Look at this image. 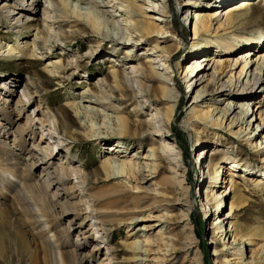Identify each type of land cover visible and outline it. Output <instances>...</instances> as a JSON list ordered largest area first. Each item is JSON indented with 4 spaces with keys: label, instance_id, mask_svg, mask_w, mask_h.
<instances>
[{
    "label": "bare ground",
    "instance_id": "6f19581e",
    "mask_svg": "<svg viewBox=\"0 0 264 264\" xmlns=\"http://www.w3.org/2000/svg\"><path fill=\"white\" fill-rule=\"evenodd\" d=\"M149 1L148 7L151 9L149 11L155 14L152 17H148V8L141 6L139 0H31V2L30 0H0V26L8 30L14 28L19 31L29 28V32L35 30L31 38L21 43H18L19 41L15 42L16 45L8 44L6 47H1L0 51L6 53V56L16 53L17 58L27 59V62L31 63L41 59V57H37V50L43 47H54L59 40L62 41L61 38L64 35L67 37L68 34H83L87 36L91 31V33L99 34L103 41L111 42L116 46L122 45L124 48H127V45L135 46L144 43L148 39L156 38L155 47L157 49L161 48L163 56L170 58L173 55L175 46L172 44L160 47V35H158L169 32L159 22L164 20L158 17V15L172 16L162 6L163 1L167 0ZM242 2L239 6H228L226 8L224 13L226 15L225 22L220 23L215 30V42L212 41L213 38L208 33L211 31L213 19L220 15L218 10H213L215 12L213 14L197 11L193 30L195 41L191 44L190 54L210 49L214 47L212 46L213 44L217 48L222 46L227 52H234L237 48L252 45L254 42H258L262 46L264 33L260 31L257 33L243 32V29L252 22L256 12L255 8L246 0ZM196 4L192 0L183 2L185 15L182 20L185 23L190 19V7H195ZM221 4V1L220 3L215 1L213 5L209 2L204 7L205 9H212ZM122 15H126L127 19H131L130 23L134 32L137 33L138 40L123 36L122 26L126 24L118 20V16ZM173 16H176V13H173ZM56 23H58V30L54 26ZM67 23H71V28L68 33H65L61 26ZM219 29L221 30L219 31ZM238 31L241 32L237 34ZM245 34L250 36H245ZM168 36L163 37L167 39ZM200 36L203 37L199 38ZM40 41L43 43L42 47H40ZM131 53V51L127 52V54ZM250 54L251 51L245 57L229 60V66L231 64L236 65L240 60L244 61L240 74L243 73L244 68L248 65ZM93 55V50H90L85 57L91 59ZM80 59L82 57L80 58L77 55L69 57L66 66H74V68L78 69L81 66ZM205 59L210 60V58ZM63 61V59H59L57 62L49 64V66H53L49 71V76L60 77L59 75L53 76L51 73H60V71L56 70V64L63 63ZM202 64L203 61H195L191 67L186 69L184 74V78H190L188 88L191 87L192 83L199 86L206 83L197 90L189 106L191 109L190 120L192 121V128H197L201 124L206 125L202 130H207L206 128L208 127H215L213 128L214 130H220L225 125V128L227 127L233 135L240 136L245 133L248 136L246 137L247 143L251 144L256 151L262 152L264 145V135H262L264 134V108L258 117L261 123L255 129H251V132L246 130L250 129L254 120L248 121L246 118L251 113L250 105L258 93L256 90L260 89V93L264 92V73L263 75L256 71L252 73V70L250 71L247 67L245 76L248 75V77L247 79L245 78L246 80L243 78L240 86H236V83H233V78L229 81L217 78L216 72H212L211 79H208L207 75H203V77H199L201 82H197L196 75L199 72L196 74L195 69L200 68ZM122 68L123 71L115 69L114 72L99 79L94 86L96 90L94 92L95 99L90 97V93L83 92L79 95L80 102L71 104V106L74 105L77 115L80 117L84 116V114H87L88 117L92 115V122L93 119L95 120L94 124L89 125L91 131L89 137L86 131L84 132L83 126H80L81 130H77L76 134L80 136L87 135L85 137L92 140L108 139L109 137H115V135L119 136V143L107 147L109 155L101 162L100 168L95 169L93 173L97 181L101 179H118V183L114 184L115 188L110 187L111 190L95 188L88 181L89 176H91L90 173L86 172L80 165L72 166V161L68 163L63 161L64 157H60L59 161H56V157L63 153V143L68 139H76L75 131H71L70 127L67 129V125H69L68 118L61 116L62 122L60 124L58 122V117L60 118V116L51 109L49 104L46 106V111H42L44 116L40 115L42 101L38 102L37 109H33V112L30 113L29 106H26L27 104L23 99L17 101L14 105L8 101L2 102L3 99L0 100V117L5 118L7 121V125L0 124V229L6 226L19 238L23 243L22 246L26 251L29 264H90L89 258L91 256L81 251L84 248L82 244L73 243L70 238L72 231L79 229L78 233H82L80 232L82 225H85L84 231L87 235L88 233L93 234L94 227L96 233H99L98 237L102 236L103 239L101 241L98 238L96 239L93 251L100 249L102 245L106 246L105 248L108 249L107 252L109 254H107L108 256L104 261L105 264H107L106 261H111L110 263L112 264H119L116 261L118 256L116 249L118 247L112 242L111 232L115 228L126 226L128 229L127 239L119 243L120 246L124 247L125 255L123 259L125 264H144L146 259L141 256L143 254H152L154 249L152 248L153 239L144 236V239L140 240L135 237L139 231L150 229V227H138L135 230L133 225L135 227V223L139 220L150 218H141V213L147 209H153L154 206L167 200L156 192V188L153 187L156 184L153 180L157 177L156 175L160 168H165V172L169 174L166 179H163V183H170L172 187H177L181 191L187 190L184 185L185 170L181 171L172 165L164 167L162 164L165 162L167 155L177 162L180 161L179 152L181 149H177L175 143L170 141L168 135L165 134L169 124L176 115L178 103L182 100L178 92H175L169 85L171 82H175L176 77L179 75L178 71L175 75H171L172 78H169L163 73V68H161L158 60L149 59L144 62L140 58L136 59L134 57L123 60ZM222 69H225V65H222ZM238 81H240V77ZM10 88L12 87L8 86L7 80H0V92L4 91L9 96H14L13 93L15 94L16 90H10ZM26 89L27 93L25 95L29 102L34 94L29 87H26ZM116 93L123 100L127 98L139 100H136L135 111L132 112L131 117L119 115L122 110L120 107L115 106ZM207 97H211V100L217 102L227 100L228 103L223 108L214 107L211 110L213 104H210L207 108L198 110L196 107L203 103ZM11 100H13L12 97ZM86 103H98L99 105H104L105 109L86 105ZM161 103H164L165 106H159ZM144 105L147 108L146 111L150 112V118L145 120L141 118L143 115L141 110ZM68 106H62L61 110L63 109L64 112H67ZM106 109H111L114 113L117 112L118 115H111L105 112ZM45 113L49 115L48 119H46ZM134 117H137V119H134ZM229 117H231V120L227 123L226 119ZM22 119L25 120L23 121ZM102 120L103 125L98 122ZM39 124L41 128L38 127ZM234 124L240 127L239 130H233ZM253 132L255 133V140L250 138V133ZM144 134H147L146 140L153 142L152 149L146 155H140V153L130 155L125 138H139ZM257 135L261 137V140H256ZM213 136L214 139L219 140L220 138L217 132L213 133ZM154 137H159V141L154 142L156 140ZM32 138L33 145L28 147L27 141ZM198 141L203 142L202 139H198ZM56 146L58 148L61 147L58 152H54ZM239 155L236 157H240ZM244 158L249 159V156H241L231 168L232 172L238 166L243 168L242 165H245L242 164ZM261 162L264 165V156H262ZM38 169H41L39 174L37 173ZM222 170L223 168L218 163L211 164L208 167L209 175L214 181H211V186L206 187L205 196L203 195V202L205 200L203 206L210 208L211 204L216 202L214 205L215 209L210 210L211 214L219 213V208L222 207L221 205L224 201L221 197L223 193L218 194L215 189H211V187H215ZM72 175L76 179L80 178L83 181L86 193H88L86 212L82 213L84 211L83 204L82 200L77 199L75 185L69 184ZM124 179H127L128 182H135V185H131L130 188L128 182L126 180L123 181ZM230 182L231 189L229 194L233 196L231 212L225 218L221 217L220 214L216 215L213 223L219 228L228 218L227 221H229L232 228L230 231L235 238L246 237L253 243L257 237L264 239V227L246 228L237 220V209H240L244 203L248 202V199L245 198L243 188L237 184L235 179ZM147 183L152 187L148 189L145 186ZM141 188L147 189L153 196L149 198L148 195H141L140 190H138ZM193 206L192 202L185 203L183 210L185 209L188 213L182 211V214L177 217V221L184 223L189 220V212ZM67 213L73 214V217L69 218L70 225L62 223L63 217L69 215ZM81 213H85V217L75 226L73 221ZM88 218L94 220L93 227H86ZM158 221L164 222L166 219L161 218ZM155 225L161 226L159 224ZM185 225H188V222ZM221 232V237L218 239H226L228 234L224 236V231ZM213 233L214 238L217 239L216 228ZM164 238L168 237L162 235V237L154 241L164 240ZM164 243L170 246L169 241ZM223 243L226 244L225 241ZM233 243L234 241L231 245ZM234 245L237 248V255L238 253L242 255L244 249L239 248V243H234ZM188 246H190V243L173 248L174 252L172 254H181ZM226 247L228 246L225 245L223 250ZM189 249L190 247H188ZM263 250L264 247H262L261 251ZM215 251H218V249ZM0 254L3 255L4 253ZM172 254L163 253L162 255L165 257ZM146 256L148 257V255ZM259 256L261 257H252L251 261L243 262V264H264V254ZM159 260L160 257L154 258V262ZM238 260V263L242 264L240 258ZM196 261L198 263L202 262L200 256Z\"/></svg>",
    "mask_w": 264,
    "mask_h": 264
},
{
    "label": "rangeland",
    "instance_id": "374dc122",
    "mask_svg": "<svg viewBox=\"0 0 264 264\" xmlns=\"http://www.w3.org/2000/svg\"><path fill=\"white\" fill-rule=\"evenodd\" d=\"M184 1L185 0L163 1V8L168 10L172 16L166 17L158 15L161 20H164L162 22L159 21L161 26L166 31H169L166 32V34H158L160 35V47L170 46L172 44L175 46L173 55L170 56V58L163 56L161 48L157 49L155 47L156 38L148 39L144 43L135 46L127 45V48H124L122 45L116 46L111 42L103 41L99 34L95 32L91 33L90 31L87 36L83 34H68V37L64 35L63 38H61L62 41L59 40L54 47H43L42 49L37 50V57H41V59L35 60L31 63L27 62V59H22L20 57L17 58L16 53L6 56V53L0 51V80H7L8 86L12 87L10 90H16V93H13L14 96H9L4 91L0 92V100L3 99L2 102L8 101L14 105L17 101L23 99L27 104L26 106H29L28 109H30V113L33 112V109H37L38 102L40 103V101H42L43 104L41 105L42 110L40 115L42 114V116H44L42 111H46V106L49 104L51 109H53L55 113L60 116V118L58 117V122L60 124L62 122L61 116L63 118H68L69 125H67V129L70 127L71 131H75L76 139H68L65 143H63V153L56 157V161H59L60 157H64V162L68 163L69 161H72V166L80 165L86 172L90 173L91 176H89L88 181L92 183L95 188L111 190V188L114 187V184L118 183V179H101L97 181L96 177L93 176V173L95 169L100 168L101 162L109 155L107 147H111L119 143V136L115 135V137H109L108 139L104 138L92 140L91 138H86L85 136L87 135L80 136L76 134L77 130H81L80 126H83L84 132L86 131V134H88L89 137L91 134L89 125L92 123L94 124L95 120L93 119L92 122V115L88 117L87 114H84V116L80 117L77 115L74 105L71 106V104L80 102L79 95L83 92L90 93V97L95 99L96 97L94 96V92L96 90L94 86L99 79L114 72L115 69L123 71V60H128L130 57H134L136 59L140 58L144 62L149 59L158 60L161 68H163V73H165L169 78H172L171 75H175L178 71L179 75L176 77L175 82H171L169 85L170 88L175 90V92H178L182 100L178 103L176 115L169 124L168 130L165 131V134L168 135L170 141L175 143L177 149H181L179 152L180 161L177 162L175 159H172L171 156L167 155L165 162L162 164L164 167L172 165L181 171L185 170L184 185L187 187V190L181 191L177 187H172L170 183H163V179H166V176L169 174L168 172H165V168H160V171L156 175L157 177L153 180L156 183L153 187L156 188V192H158L161 196H164L167 200L162 204L154 206L153 209H147L141 213V218H150L139 220L135 223V227L133 225L135 230H137L138 227H150V229L139 231L135 237L140 240H143L144 236L149 239H153L154 244L152 248L154 249L152 254H146L148 257L143 254L141 257L146 259L144 264H239V258L243 264V262H248L249 260L251 261L252 257L258 258L261 257L259 256L260 254H264V250L261 251L262 247H264V239L257 237L253 243L246 237L235 238L230 231L232 228L230 227L229 221H227L228 218L221 226H219V228L215 226L216 224L213 223V221L216 215L220 214L221 217L225 218L231 212L233 196L229 194L231 189L230 181L235 179L237 184L243 188L245 198L248 199V202L244 203L240 209H237V220L246 228L264 227V165L261 162V158L264 156V145L262 152L256 151L251 144L247 143L246 137L248 136L245 133H242L240 136L233 135L227 127L225 128V125L220 130H214L213 128L215 127H208L206 128L207 130H202L206 125L201 124L197 128H192V121L190 120L191 109L189 106L197 90L206 83L203 82L204 84L201 86L192 83L191 87L188 88V81L190 78H184V74L186 69L191 67L195 61H203L202 66L195 69L196 74L199 72L198 75H196L197 82H201L199 81V77H203V75H207L208 79H211L212 72H216L217 78L222 79L223 81H229L233 78V83H236V86H240L243 78L246 80L248 77V75L245 76L247 67L250 71L252 70V73L256 71L259 72L260 75H263L264 43L262 46L259 45L258 42H254L252 45H245L244 47L237 48L236 51H234L235 53L225 51L222 46L217 48L213 44L212 46L214 47H211L210 49L190 54L189 50L191 48V44L195 41L193 30L197 15L196 12L202 11L203 13L213 14L215 13L213 10H218V14L220 15L213 19L211 31L208 33L210 37L212 36V41L215 42V30L220 23L225 22L226 15L224 13L226 8L228 6H239L243 3V0H192L197 4L195 7H190V19L186 23L182 20L185 15V8L183 7ZM215 1L219 3L221 1L222 4L220 6L213 7L212 9H205L204 5L206 3L210 2L213 5ZM246 2L250 3L255 8L256 14L252 19V22H250L249 25L243 29V32L257 33L260 31L261 33H264V0H246ZM139 3L144 8H148V17L155 15L152 11H149L151 9L148 7V0H139ZM159 3L161 4L160 1ZM173 13H176V16H173ZM126 19V15L118 16V20L122 21L123 24H126L122 26L124 32L123 36L127 38L131 37L132 40H138L137 33L134 32L130 23L131 19ZM54 26L56 30H58V23L54 24ZM70 26L71 23L62 24L61 29H63L65 33H68V30L71 28ZM220 30L221 29H219V31ZM34 31L35 30L29 32V28H24L20 31L16 28L8 30L3 26H0V49L1 47H6L8 44L16 45L15 42L19 41L18 43H21L22 41L31 38ZM240 32L241 31H238L237 34ZM203 35L205 36V34ZM163 36H168V38L165 39ZM245 36L250 35L245 34ZM201 37L203 36H200L199 38ZM42 46L43 43L40 41V47ZM90 50H93L94 52L93 58L91 59L85 57L86 53ZM130 51L132 53L127 54V52ZM250 51L251 54L249 55L248 65L244 68L243 73L240 74L244 66V61L240 60L236 65L231 64L229 66V60L245 57ZM75 55L80 58L82 57V59H80L81 66L78 69L74 68V66H66L69 57L71 58ZM205 58H210V60ZM59 59L64 60L63 63L61 62L56 64V70L60 71V73L57 72L51 74L53 76L59 75L60 77L57 76V78L49 76V71L53 68V66H49V64H52L51 62H57ZM222 65H225V69H222ZM239 77L240 81H238ZM26 87H29L34 94L32 99L30 98L31 100H29V102L25 95V93H27ZM259 90L260 89L256 90L258 93L251 101L252 104L250 105L251 113L250 115L248 114L249 116L246 118L248 121L253 119L254 123L251 124L252 128L250 127V129H247L246 131L250 130L251 132V129H255L257 125L261 123L258 117L259 113L264 108V92L260 93L261 91ZM116 95L117 98L115 106L120 107L122 110L119 115L131 117L133 114L132 112L135 111L136 100L138 99L127 98L123 100L118 93H116ZM11 97L13 100H11ZM210 98L211 97H207V99L204 100L203 103H200L196 108L201 110L202 108H207L208 105L213 104L211 109L213 110L214 107L223 108L225 107V104L228 103L227 100L217 102L211 100ZM65 105H69L67 112H64L63 109L61 110L62 106ZM86 105L105 109V107H103L104 105H99L98 103H86ZM159 106L164 107L165 104L161 103ZM146 109L147 108L144 105V108L141 110L143 113L141 118L144 120L150 118V112L146 111ZM259 109L260 111H258ZM105 112L114 116L118 115L117 112L114 113L111 109H106ZM45 116L46 119H48L49 115L47 113H45ZM134 119H137V117H134ZM22 120L24 121L25 119ZM230 120L231 117L226 119V122L229 123ZM98 122L103 125V120ZM0 124L7 125L6 119L0 117ZM233 126L234 131L239 130L240 128L238 125L235 126V124ZM38 127L41 128V125L39 124ZM199 131L201 132L200 134ZM216 132L219 134L221 139H214L213 133ZM146 135L147 134H144L139 138H125L128 153L130 155L139 153L140 155H146L148 151L152 149L153 142H150L148 139L146 140ZM250 135L251 140H255V133H250ZM154 139H156L154 142H158L160 138L154 137ZM198 139H202L203 142L198 141ZM256 140H261V137L257 135ZM27 145L28 147H32L33 138L27 141ZM60 148L56 146L54 152H58ZM238 154H240V157L249 156V159L244 158L243 163L241 162L242 164H245L242 165L243 168L238 166V168H235L232 172L231 168L234 166L235 162H238L240 159V157H236ZM216 163L223 168L224 173L222 170L219 177L220 179L218 178L215 187H211V189H215L218 194L223 193L221 197L224 201L221 205L222 207L219 208L220 212L217 214H211L210 210L215 209L214 205L216 202L211 204L210 208L203 206V203L205 204V200L203 202V195L205 196L206 187L211 186V181H214L209 175L208 167L211 164ZM40 172L41 169H38L37 173L39 174ZM125 180L128 182L127 179H124L123 181ZM82 182L83 181L80 178L76 179L75 176L72 175L70 177L69 184H74L76 187L75 191L77 199L82 200L84 209V211H82L83 213L87 211L86 202L88 200V193H86ZM149 183L145 184L148 189L152 187L149 186ZM128 185H130L131 188V185H135V182H128ZM138 190H140L141 195H148L149 198L153 196L145 188ZM189 202H192L194 205L189 212L190 219L184 223L178 222L177 217L182 214V211H186L185 209L183 210L184 204ZM82 213L73 221L75 226L79 224V221L82 218L85 217V213ZM186 213L188 212L186 211ZM67 214L69 215L63 217L62 220L64 225H70V219L73 217L72 213ZM161 218L166 219V221H158L161 220ZM187 222L188 225H185ZM93 224V219L88 218V220H86V227H93ZM155 224H159L161 226H156ZM215 228L217 239L214 238L213 233ZM84 229L85 225H82V229L80 230L82 233H78L79 229L71 232L70 238L72 242L80 245L82 244L84 248L81 251L88 253L91 256V258H89L90 264H105L104 261L108 256L107 254H109L107 252L108 249L105 248L106 246L102 245L100 246V249L93 251L94 245L97 241L96 239L98 238V240L101 241L103 239L102 236L100 235L98 237L99 233H96V229L94 227L92 235L89 233L87 235ZM221 231H224V236L228 234L226 239H218L221 237ZM127 232L128 229L126 226L115 228L111 232L112 242L118 247V249H116L118 251L116 261L119 264H125L123 259L125 255L124 247L120 246L119 243L122 242V240L127 239ZM162 235L170 239L164 238V240L154 241L159 237H162ZM159 241H161L160 245ZM165 241H169L170 246L165 245ZM223 241H225L226 244H224ZM233 241L235 244H240L239 248L244 249L242 255H240V253L237 255V248H235L234 243L231 245ZM189 243V250L187 247L181 254H172L174 252L173 248H178L180 245L182 246ZM22 244L23 243L10 229L6 226L1 228L0 253L4 254H0V263L29 264L26 251ZM225 245L228 247L223 250ZM216 249H218V251H215ZM163 253H170L172 255L164 257L162 255ZM199 256L202 259L201 263L196 261ZM158 257H160V260L158 262H154V258ZM110 262L111 261H106L107 264H112Z\"/></svg>",
    "mask_w": 264,
    "mask_h": 264
}]
</instances>
